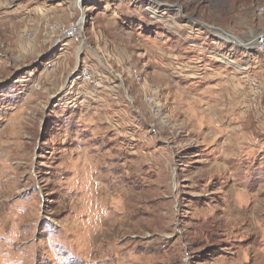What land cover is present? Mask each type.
<instances>
[{
	"label": "rangeland",
	"instance_id": "374dc122",
	"mask_svg": "<svg viewBox=\"0 0 264 264\" xmlns=\"http://www.w3.org/2000/svg\"><path fill=\"white\" fill-rule=\"evenodd\" d=\"M56 1L0 0V264H264L260 75L233 81L241 88L222 93L218 104L210 91L218 81L198 61L230 66L232 43L221 42L217 52L226 57L213 60L181 55L188 38H174L170 65L165 15L172 7L164 0H79L73 11L83 24L72 45L91 49L78 53L88 63L78 59L76 81H32L54 75L56 62L48 60L58 49L49 45L53 37L24 30L64 24L49 21ZM215 3L224 20L237 18L240 43L264 28L257 11L264 0ZM184 7L173 8L185 14ZM35 10L48 20L31 24ZM189 39L191 47L198 42ZM96 42L119 50L110 54L123 56L124 70L112 73L125 81H105ZM82 68L98 81H84ZM157 89L160 112L146 100ZM97 95L109 103L100 105ZM189 102L186 113L177 110ZM94 109L103 116L94 118ZM184 115L194 116L189 125Z\"/></svg>",
	"mask_w": 264,
	"mask_h": 264
},
{
	"label": "crops",
	"instance_id": "0c3cea01",
	"mask_svg": "<svg viewBox=\"0 0 264 264\" xmlns=\"http://www.w3.org/2000/svg\"><path fill=\"white\" fill-rule=\"evenodd\" d=\"M209 2L207 4H205V6L203 5V7H200L199 2H201V0H164V2L170 6L171 11L166 13V17L165 19L168 18V22H166V36L170 37V59L171 64L173 62V57L174 55H176V50L174 51L175 45L174 44V38H188L185 40L186 43H184L183 41H181V46L183 48V52H181L184 56V51L189 53H192V56H194V53L197 51L199 54H206V56L214 58V54H218L219 56L221 55L223 58H225L226 56H224L225 54H221L220 51L221 49V42L222 43H226L227 41H229V43H232V45L230 44V48H229V55L232 56V62L230 64V66L228 67H223L221 66V62L219 60H214V65L213 67H209V62L205 59H203V57H199L200 61H198L199 64V69H204V73H207V77L212 76L213 77V81H218L217 83L213 84V88L210 89V91L212 93H218L219 96H216L217 99V103H220L221 97L220 95L224 92H227L228 95L230 97L234 96L235 93H237L238 89L241 88L239 86V84L234 83L233 81H238V78H240V80L243 77H247L250 75H253V71L254 74H258L260 75V80L264 81V62H260L257 60L256 55L259 54H254V52L252 51L253 48H249L248 43L251 39L255 38L257 35H259L260 33H264V28H252L249 32V35H246V39L245 40L243 38V40L245 41V43L241 44L240 41H238L237 39H240L242 36L239 35L237 33V18L233 19V20H224V17L222 16V13H220V9L218 10V7L216 5V0H208ZM79 0H58L56 1V5H52V14H50V16L54 15L55 18L50 19L49 21H53V20H58V21H62L64 22V24H68L70 22L76 21L78 19L81 18V15L75 17V12L73 11V8L76 4H78ZM178 4V5H176ZM175 5V6H174ZM183 6L185 5L184 9H185V14H181L179 11H177L178 9H174L173 7L176 6ZM150 7H148L149 9L152 8L155 11L158 10V7L156 5L151 4L149 5ZM70 11L66 12L68 8H70ZM150 9V11L152 10ZM55 10H60L59 13H57V11ZM168 10V9H167ZM63 11V12H61ZM37 13V10L35 11H31L27 14V17H30L31 19V24L34 23H41L44 21L48 20V14H41V15H37L35 14ZM69 14V16L67 17L66 14ZM65 14V15H63ZM59 16H62V18H57ZM41 25V24H39ZM38 25V26H39ZM255 25V24H254ZM253 25V26H254ZM215 31H213V30ZM221 29V30H220ZM217 30V32H216ZM26 31H29L31 37H53L51 38V41H49V45H56V48L58 49V52H55L52 57L48 60L50 62H56V66L54 67L55 69V73H53L54 75L50 76V77H46L44 76H37L36 78H30L32 79V81H49V85H61L62 82L64 81H76V78L73 77L71 78L70 75H72L74 69L76 68V64L78 62V59L82 60V63H88V54H86L85 56L87 57H79L78 58V53H82V51L91 53V49L87 50L86 47L84 48V46L79 43L76 45H72V43H74V40L72 39H65V38H61V36L54 30V29H50V27L47 25V29L45 26L44 30H32V29H26L24 30V33H26ZM228 32V33H227ZM92 33V37L97 39L99 38L98 35H96L93 31H91ZM217 35V36H216ZM101 36V35H100ZM221 36V37H220ZM245 37V36H244ZM191 38L193 41H198L195 46L193 45L192 47L189 45H192V43H190V39ZM214 38V39H213ZM224 38V39H222ZM48 39V38H47ZM61 40L62 41H57V40ZM212 39V40H210ZM233 41V42H232ZM46 42H48V40H46ZM248 42V43H247ZM212 43V44H211ZM46 44V43H45ZM176 44V43H175ZM237 44H240V47L242 49H246L245 52L242 50L237 49ZM102 45L99 42H96V46L98 47V50L100 52H102V56L103 57V67L105 69H107L106 71H108L105 75V81H115L114 78H116V81H125L124 79H122L120 73L114 75L112 73L113 69H117L116 71L120 70L123 73V56H121L119 53L117 52L120 56L115 57V58H111V51L113 50H118L116 48V46H108V45ZM116 45V44H115ZM91 47V46H88ZM87 47V48H88ZM202 48V49H201ZM257 50V49H256ZM119 51V50H118ZM108 52V53H107ZM169 52L166 50V53ZM238 52V53H237ZM259 53H261L260 51H258ZM109 55V57L106 58V54ZM111 53V54H110ZM175 53V54H174ZM98 54V53H96ZM100 57V56H99ZM90 59V58H89ZM230 58H228L229 60ZM230 61V60H229ZM207 64V65H206ZM87 65V64H86ZM205 65V66H204ZM246 65V66H245ZM244 66V67H242ZM191 67H193L191 65ZM189 65L186 62V70H193V69H189ZM209 68V69H208ZM241 68V69H240ZM45 70V69H43ZM187 70V71H188ZM207 70V72L205 71ZM205 78V76H204ZM171 79V77H170ZM82 81V80H81ZM223 84V85H222ZM195 85H193L192 83L187 84V87H194ZM222 86V87H221ZM225 86V87H224ZM196 87V86H195ZM187 88V89H188ZM226 89V90H225ZM245 92V91H244ZM240 93L243 94V91H241ZM76 96V92L72 93V95ZM90 95L88 96L89 99H91V97L94 100V95L89 93ZM65 96V95H64ZM67 96V95H66ZM67 98L71 99V96H67ZM106 98V99H105ZM103 98L102 95H97V99L96 102H100V105L102 102H106L107 104L109 103V97H105ZM105 99V100H103ZM215 99V98H214ZM121 100V99H120ZM86 105V104H85ZM99 105V106H100ZM94 107V106H93ZM97 107V106H96ZM101 107V106H100ZM104 108V107H103ZM106 108V107H105ZM103 111L101 109H94L93 113V117L96 118V116L98 117H102L103 116ZM230 114V113H229ZM92 115V114H91Z\"/></svg>",
	"mask_w": 264,
	"mask_h": 264
},
{
	"label": "built area",
	"instance_id": "2783aa9c",
	"mask_svg": "<svg viewBox=\"0 0 264 264\" xmlns=\"http://www.w3.org/2000/svg\"><path fill=\"white\" fill-rule=\"evenodd\" d=\"M257 11L260 15H264V6H260ZM82 24V18L70 22L69 24L53 22L50 24V29H54L62 38L78 40L79 35L81 33ZM255 38L256 39L254 43V48L260 51L261 53H264V33H260ZM79 76L82 77L84 81H98V79L92 76V73L87 68H82L79 73Z\"/></svg>",
	"mask_w": 264,
	"mask_h": 264
},
{
	"label": "bare ground",
	"instance_id": "6f19581e",
	"mask_svg": "<svg viewBox=\"0 0 264 264\" xmlns=\"http://www.w3.org/2000/svg\"><path fill=\"white\" fill-rule=\"evenodd\" d=\"M181 6V5H180ZM147 8V7H146ZM152 9V8H151ZM179 10V9H178ZM152 11V10H151ZM155 11V10H154ZM183 11V10H182ZM157 12V11H156ZM157 16V15H156ZM158 17V16H157ZM211 30H213V29H211ZM221 30V29H220ZM213 31H215V30H213ZM216 32H217V30H216ZM228 33V32H227ZM217 36V35H216ZM221 37V36H220ZM222 39H224V38H222ZM233 42V41H232ZM242 43V42H241ZM248 43V42H247ZM252 44H254V42H252ZM252 44H248L250 47L249 48H252L251 46H252ZM247 49V48H246ZM222 61V60H221ZM232 62V61H231ZM246 66V65H245ZM242 67H244V66H242ZM241 69V68H240ZM158 82H160V81H158ZM166 86H165V93H167L168 94V90H169V86H167V84H168V82L167 81H162ZM151 84V83H150ZM150 88V85L149 84H147L146 83V85L144 86V85H142V89L143 90H145V94H146V90H148V89ZM158 92H159V89H157V90H152L151 91V95H150V97L147 99L146 98V100L150 103V104H152V108L151 109H153L154 107H157V112H160L161 111V109L159 108V103H158V101H156L157 100V96H158ZM147 95H148V93H147ZM173 95V94H172ZM174 99V98H173ZM211 103V102H210ZM193 103H190L189 102V104H186V105H184V106H182L181 107V105H179L178 106V108H177V110H182L183 108H185L184 109V113H186V109H188V107H192L193 105H192ZM213 106V105H212ZM211 106V107H212ZM249 106V105H248ZM210 108V107H209ZM213 110V108L211 109V111ZM247 111V110H246ZM172 112V111H171ZM214 112V111H213ZM243 112V111H242ZM214 114V113H213ZM172 115H173V113H172ZM200 117V116H199ZM194 119V116L192 117V118H189V116H186V115H184V118H183V121H182V123L184 124V125H189V122L190 121H192ZM208 122H209V120H208ZM215 122V121H214ZM240 123V122H239ZM210 131H213L214 132V134L215 133H217L216 132V127H213ZM219 132V131H218ZM221 132V131H220Z\"/></svg>",
	"mask_w": 264,
	"mask_h": 264
},
{
	"label": "water",
	"instance_id": "95a60500",
	"mask_svg": "<svg viewBox=\"0 0 264 264\" xmlns=\"http://www.w3.org/2000/svg\"><path fill=\"white\" fill-rule=\"evenodd\" d=\"M255 39H256V38H254V39L250 40L248 44H252V42H254V43H255ZM248 46H249V45H248ZM249 47H250V46H249ZM251 47H252V48H254V44H252V46H251Z\"/></svg>",
	"mask_w": 264,
	"mask_h": 264
}]
</instances>
